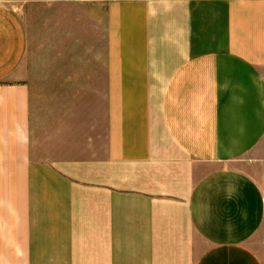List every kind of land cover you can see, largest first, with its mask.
Returning a JSON list of instances; mask_svg holds the SVG:
<instances>
[{
  "label": "crops",
  "instance_id": "obj_1",
  "mask_svg": "<svg viewBox=\"0 0 264 264\" xmlns=\"http://www.w3.org/2000/svg\"><path fill=\"white\" fill-rule=\"evenodd\" d=\"M43 1L104 23L105 145L36 160L0 0V264H264V0Z\"/></svg>",
  "mask_w": 264,
  "mask_h": 264
},
{
  "label": "rangeland",
  "instance_id": "obj_2",
  "mask_svg": "<svg viewBox=\"0 0 264 264\" xmlns=\"http://www.w3.org/2000/svg\"><path fill=\"white\" fill-rule=\"evenodd\" d=\"M4 1L25 36L19 75L31 92L36 160L42 161L48 151L67 148V140L85 149L94 135L95 147L104 146L107 87L102 20L95 22L91 36L90 7Z\"/></svg>",
  "mask_w": 264,
  "mask_h": 264
}]
</instances>
